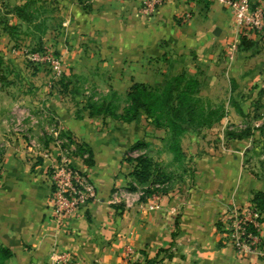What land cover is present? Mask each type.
Returning a JSON list of instances; mask_svg holds the SVG:
<instances>
[{
	"label": "crops",
	"instance_id": "1",
	"mask_svg": "<svg viewBox=\"0 0 264 264\" xmlns=\"http://www.w3.org/2000/svg\"><path fill=\"white\" fill-rule=\"evenodd\" d=\"M145 1L0 0L3 51L10 39L6 31L13 27L31 36L25 40L30 53L34 46L48 47L64 63L58 75L39 70L34 61L37 70L27 76L15 71L23 80L0 84V249L10 254L0 251V264H64L54 259V251L78 264L156 257L161 264H264V222L258 251L243 256L219 222L230 204L264 193V172L243 165L253 136L237 140L225 131L250 120L251 102L264 87V34L248 38L254 44L244 48L228 7L163 0L147 14ZM14 6L25 8L28 17ZM233 45L238 50L230 55ZM161 62L173 64V72L204 62L209 85L202 91L212 107L215 102L226 111L214 124L220 143H204L209 137L188 129L180 136V158L172 150L170 130L145 113L131 121L119 114L91 115L89 97L111 93L119 99L144 78L154 82L166 73L160 72ZM60 139L85 144L94 159L88 166L84 155L67 151L68 161L94 184L95 196L66 224L50 203L51 171L66 154ZM204 144L206 151H199ZM129 148L148 155L170 176L154 208L136 193L130 203L116 197L118 188L140 186ZM128 246L134 253L126 258Z\"/></svg>",
	"mask_w": 264,
	"mask_h": 264
},
{
	"label": "rangeland",
	"instance_id": "2",
	"mask_svg": "<svg viewBox=\"0 0 264 264\" xmlns=\"http://www.w3.org/2000/svg\"><path fill=\"white\" fill-rule=\"evenodd\" d=\"M22 15V16H21ZM19 16H21L22 18L26 19L24 16L28 15L26 13H23ZM13 27H10L9 29H7V35L10 37L8 41V46H6V50H2L0 47V84L4 85L7 83V80L12 79V80H19L21 78H19L21 75H18L15 71L19 70L21 72L24 73L25 76H27L31 71L33 70H37V68L39 70L42 71H46V72H55L56 74L60 75L62 73V71L64 70V63L62 62V58L60 56H58L52 49L48 48V47H41V46H34L33 49H36L34 51H32L31 53L29 52V50H27L26 48H29L30 46L27 45V43L25 42V40L28 38H30L31 36L27 33V32H20V31H14ZM48 41V40H47ZM28 46V47H27ZM228 49V48H227ZM238 49L233 48L231 50V53H235ZM241 50V49H240ZM27 55L30 56V59L26 56ZM224 52V51H223ZM226 52V51H225ZM48 53V54H45ZM239 53V51H238ZM52 55L54 54L56 56L55 62L54 63H47L44 62V60L42 61H37L34 59L35 55ZM228 54V52H227ZM5 55H7V58H5ZM226 56V55H225ZM197 57V55H196ZM34 61L35 62H40L38 65L39 67H35L34 65ZM41 64V65H40ZM44 64V65H43ZM159 69L160 72H165V74H161V76H159L158 72L156 74H158V78L155 79L154 82H147V78H144L143 80H146V82H136V83H143L145 85L151 86V88L156 89L157 90V94L158 97L156 99L157 102H154L155 107H157L158 114H162L164 116V113H166V111H168V109L170 108V103L176 99V97H180V93H182L183 91H190V89L192 90L193 88H195L196 92H194V94H190L187 95L188 98H183V101H185V104L188 103H192L193 105H197V109L194 110L195 108H190L188 110V108L186 107V109L183 111V113L185 114V118L188 119V116L190 114V112H196L197 114H199L197 116V120L195 122L199 123V127L198 125L196 127H188L192 133H197L200 132V135H205L209 138H203L204 139V143H213L216 145L217 143H220V139L217 136V132H215L216 130L218 131V127H214V124L216 122L219 121V119L215 120L216 117H218L220 114L225 113L226 111L220 106V104H217L215 102H213L212 105L215 106H211V98L209 96H206L204 94V86L206 85L205 83H209V79L207 77H204V75L206 76V69L204 68V62L197 64L196 66L192 63V64H186L187 65V69L184 70H174L175 72H173V64L169 65V63H159ZM195 69V70H194ZM183 71V72H182ZM20 73V72H19ZM182 73H185L184 76H182ZM21 74V73H20ZM13 77V78H11ZM15 77V78H14ZM18 77V78H17ZM23 80V79H21ZM54 81V80H53ZM207 83V84H208ZM236 84V88L238 89L237 91H239L240 87L238 83L234 82V85ZM209 85V84H208ZM261 88H264L263 86ZM258 91V90H257ZM128 93V92H127ZM127 93L126 95H122L119 99H115V95L114 94H102L100 95L99 99L94 100V97H98V95H94L89 97V100H87L88 104L89 103H95L98 106H103L101 104V100H105L107 101L110 105H111V109L114 111L115 114H120L123 112L125 106L128 104V98H127ZM156 98V96H152L150 97L151 100L154 101V99ZM191 98V99H189ZM222 99L224 98H219V101H222ZM182 100V99H181ZM261 104H264V98L261 99ZM98 101V103H96ZM218 101V103H219ZM237 101H241V97L237 98ZM113 105H112V104ZM177 103V101H176ZM184 103V102H183ZM251 103H255V99L252 100ZM194 105V106H195ZM217 105V107H216ZM254 105V104H253ZM252 105V109H251V114H250V120H244V122H242V124L236 126V127H226L225 131H239L241 129H244L246 126H250L253 129V133L255 134V136L252 139V145H250V154H248V156L246 157V159H244L243 161V165L245 168L247 169H252L253 170L257 169L260 172H264V134H261L260 131L258 130L257 127L261 126L264 124V110H260V116L258 118H256V115H259L258 112H253L254 108ZM201 110H199V109ZM218 108V111H216ZM220 108V109H219ZM204 111L203 116L200 115L201 111ZM108 112H104V113H100V114H105ZM113 115V114H112ZM215 117V118H214ZM211 118H213V122L210 124L208 123L209 120H211ZM215 120V121H214ZM195 128V129H194ZM199 134V133H198ZM66 138V137H65ZM60 147H62V149H66V150H78V147L80 145V143H76L70 139H60L59 142ZM207 145H203L202 147H199L198 150L201 152L206 151ZM64 150V152L66 151ZM135 149L129 148L126 151V155L128 157L131 158H136L138 156H133L132 153ZM142 155V154H141ZM182 158V157H180ZM189 165L192 164V159H190L188 161ZM162 171V170H161ZM163 173H165L164 171H162ZM167 178H170V176L168 175ZM160 183H164L163 188L160 189L161 192H163V190L168 189V187L170 186V180H164V181H160ZM135 183L132 184V186H134ZM140 186H142L140 184ZM124 188H130V185L128 186H124ZM134 189H136V187L134 186ZM119 188L116 190L118 191ZM151 194H148L146 191L145 196H139L140 198H145L146 201L149 203H154L155 205L159 204V199L158 198H152L151 200L148 199L147 197H150ZM125 201V200H122ZM129 247V246H128ZM127 247V248H128Z\"/></svg>",
	"mask_w": 264,
	"mask_h": 264
},
{
	"label": "built area",
	"instance_id": "3",
	"mask_svg": "<svg viewBox=\"0 0 264 264\" xmlns=\"http://www.w3.org/2000/svg\"><path fill=\"white\" fill-rule=\"evenodd\" d=\"M216 2L222 6L231 9L234 16V24L237 33L247 38H253L264 34V1L253 2L252 0H207ZM163 4V0H146L143 11L151 14ZM236 46L233 45L231 49ZM48 54V53H45ZM35 55L34 59L47 63H54L56 56L52 55ZM72 150V149H71ZM66 154L61 161L53 167L51 171L50 185V203L54 208V215L61 224H66L73 220L88 202L95 196V187L87 176L86 172L78 169L67 159ZM142 153L134 150L132 155L138 156ZM143 155V154H142ZM85 157L87 154L84 155ZM136 189L120 188L116 191V197L130 203V197L133 193L138 196H145L146 186L134 184ZM164 183H154L150 186L153 190L150 197L160 198L163 192ZM150 208L157 205L148 203ZM219 222L223 227L227 241L233 245L239 256L247 253L258 251L261 245V232L263 230L264 210L261 209L255 201L250 200L246 203H232L223 215L219 217ZM134 253L133 247L129 246L126 250V258L131 257ZM54 259L64 264H78L76 261H69L66 253L54 251Z\"/></svg>",
	"mask_w": 264,
	"mask_h": 264
},
{
	"label": "trees",
	"instance_id": "4",
	"mask_svg": "<svg viewBox=\"0 0 264 264\" xmlns=\"http://www.w3.org/2000/svg\"><path fill=\"white\" fill-rule=\"evenodd\" d=\"M14 10L17 14L21 15L25 12V8L21 6H14ZM22 16V15H21ZM23 17L27 18V16ZM241 44L244 46V48H249L254 43L252 40L248 39L246 35H241ZM184 76V74H182ZM196 92L195 88L190 91H183L180 93V97H176L171 103L170 108L166 113H164V116L162 114H158V109L155 107L154 102H157L156 99L159 98L157 94V90L151 88V86L145 85L143 83H134L131 88L129 89L127 93L128 98V104L125 106L122 113H120L118 116L124 121H131L138 117L140 113H145L148 117L154 118L156 121L157 126H166L169 130L171 135V138L173 140L172 143V150L176 153V157H181V147H180V136L187 131L188 127H196L199 123L195 122L197 119L196 112H190L188 119L185 118V114L183 111L188 108H195L197 109V105H193L192 103L185 104V101H183V98H188L187 95L194 94ZM156 96V98L153 100L150 99V97ZM264 98V88H259V90L256 92V96L254 97L255 103H252L254 111L253 112H260V110H264V104H261V99ZM182 99V100H181ZM191 99V98H189ZM177 101V103H176ZM184 102V103H183ZM238 105V104H237ZM239 106V105H238ZM91 109V115H96L104 112H108L110 114L116 115L112 109H106L103 106H98L95 103L90 104ZM221 108V106H219ZM219 108V109H220ZM199 109V108H198ZM218 111V108H216ZM201 110V109H199ZM190 111V110H189ZM242 112V111H240ZM243 113V112H242ZM204 111L202 110L200 112V115L203 116ZM224 113L220 114L218 117H214L215 120L220 119L221 116H223ZM249 114H247L248 116ZM245 116V115H244ZM260 116L256 115V118ZM214 120V121H215ZM213 122V118L209 120L208 123ZM211 122V123H212ZM210 123V124H211ZM261 134H264V124L257 127ZM195 129V128H194ZM254 129V128H253ZM253 129L250 126H246L244 129H241L239 131H227L226 135L229 138L242 140L245 138H248L250 136H255L253 133ZM142 144L138 143L134 148L140 147ZM79 154L87 156L84 158V161L88 166H91L94 164L93 159V152L90 148H88L85 144H80L78 147ZM135 159L136 165L132 172V175L134 178L140 183V184H154L160 181H166L170 180V178H167V174L163 173L158 164L153 161L148 155H139ZM128 160H132L131 157H128ZM132 189H134V186L130 185ZM148 194H151L153 190H151L149 187L146 189ZM166 190H163V193H165ZM253 201L257 203V205L264 210V193L263 192H257L255 193L253 197ZM1 252H3V255L6 257L10 255L8 253V250L6 249H0ZM163 259L161 257L156 258H146L144 261H134L130 264H161Z\"/></svg>",
	"mask_w": 264,
	"mask_h": 264
},
{
	"label": "water",
	"instance_id": "5",
	"mask_svg": "<svg viewBox=\"0 0 264 264\" xmlns=\"http://www.w3.org/2000/svg\"><path fill=\"white\" fill-rule=\"evenodd\" d=\"M219 33H220V28L217 27L216 30H215V34L218 35Z\"/></svg>",
	"mask_w": 264,
	"mask_h": 264
}]
</instances>
